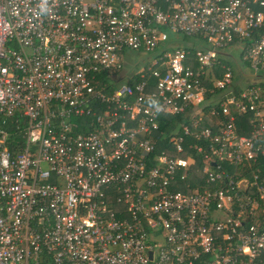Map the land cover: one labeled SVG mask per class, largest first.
<instances>
[{
  "label": "built area",
  "instance_id": "1",
  "mask_svg": "<svg viewBox=\"0 0 264 264\" xmlns=\"http://www.w3.org/2000/svg\"><path fill=\"white\" fill-rule=\"evenodd\" d=\"M262 84L264 0H0V264H264Z\"/></svg>",
  "mask_w": 264,
  "mask_h": 264
},
{
  "label": "trees",
  "instance_id": "2",
  "mask_svg": "<svg viewBox=\"0 0 264 264\" xmlns=\"http://www.w3.org/2000/svg\"><path fill=\"white\" fill-rule=\"evenodd\" d=\"M262 87L264 88V84H262ZM161 119H162V122H161L160 131H162L164 133L163 137L168 136V134L170 132H172V130L176 126L177 121L178 120L180 121V118H177L175 116H170V115L162 116ZM246 119H247V117H244V122L246 121ZM243 131L245 133L248 132L249 131L248 127H245V129L242 130V132ZM190 179L193 180V176H190ZM190 184H191V182L188 181L187 179H185L183 181H179L178 182V186H176V188H174V190L187 193V186L190 185Z\"/></svg>",
  "mask_w": 264,
  "mask_h": 264
},
{
  "label": "rangeland",
  "instance_id": "3",
  "mask_svg": "<svg viewBox=\"0 0 264 264\" xmlns=\"http://www.w3.org/2000/svg\"><path fill=\"white\" fill-rule=\"evenodd\" d=\"M167 34H168V36L170 37V39H171L172 41H174V42H177L179 38L182 39V41H183L184 43H187V42L189 41V40L186 39V38H181L182 36H175V34H174L173 32H171V31H167ZM127 67H129V65H127ZM140 67H141V63L138 62V63L136 64V66H135L136 71H137V70H140ZM236 74H237V73H236Z\"/></svg>",
  "mask_w": 264,
  "mask_h": 264
}]
</instances>
